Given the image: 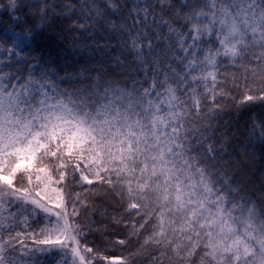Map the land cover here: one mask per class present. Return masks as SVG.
I'll return each mask as SVG.
<instances>
[{"label":"snow or ice","instance_id":"obj_1","mask_svg":"<svg viewBox=\"0 0 264 264\" xmlns=\"http://www.w3.org/2000/svg\"><path fill=\"white\" fill-rule=\"evenodd\" d=\"M7 7L0 264H264V0Z\"/></svg>","mask_w":264,"mask_h":264},{"label":"trees","instance_id":"obj_2","mask_svg":"<svg viewBox=\"0 0 264 264\" xmlns=\"http://www.w3.org/2000/svg\"><path fill=\"white\" fill-rule=\"evenodd\" d=\"M8 3H9V0H0V29H3L4 27L8 26L11 23H15L14 21H12L10 19V16L13 15L14 13L7 7ZM234 95H235V93H234ZM229 103L231 104L232 102L229 101ZM261 110H262V108L259 105V102H256V107H255L254 111L259 112ZM233 111L235 112V115L232 117V119L233 120L238 119L240 122V126L243 127L244 123L247 120V113H245L244 117L241 118L240 112L238 110L233 109ZM226 119H227V117H226ZM262 166H264V164H262V162L259 159V154H257L256 162H255V168L259 169ZM91 239H93V237H89V240H91ZM123 251L124 250L121 248H115V249H113L112 254L119 255ZM126 254L127 253L125 252V255ZM137 264H140V262L138 261ZM143 264H148V261L143 260Z\"/></svg>","mask_w":264,"mask_h":264}]
</instances>
